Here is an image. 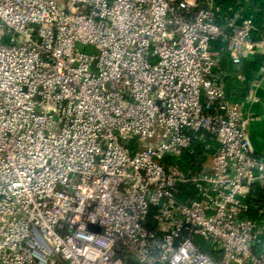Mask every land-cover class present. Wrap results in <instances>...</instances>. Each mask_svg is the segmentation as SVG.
<instances>
[{"label":"built area","instance_id":"obj_1","mask_svg":"<svg viewBox=\"0 0 264 264\" xmlns=\"http://www.w3.org/2000/svg\"><path fill=\"white\" fill-rule=\"evenodd\" d=\"M219 7L0 0V264H264V155L212 47L238 64L264 30Z\"/></svg>","mask_w":264,"mask_h":264},{"label":"crops","instance_id":"obj_2","mask_svg":"<svg viewBox=\"0 0 264 264\" xmlns=\"http://www.w3.org/2000/svg\"><path fill=\"white\" fill-rule=\"evenodd\" d=\"M243 16H251L256 25L255 35L264 30V0H244L237 3ZM212 47L219 51V60L214 67V78L222 85L229 100L241 105L243 114L249 117V137L256 154L264 155V74H259V65L264 62V47L250 53H242L240 63H233L219 41ZM258 81L255 82V78Z\"/></svg>","mask_w":264,"mask_h":264},{"label":"trees","instance_id":"obj_3","mask_svg":"<svg viewBox=\"0 0 264 264\" xmlns=\"http://www.w3.org/2000/svg\"><path fill=\"white\" fill-rule=\"evenodd\" d=\"M240 2H244V0H220V11L224 15L231 16L235 10L239 9L238 6L240 5H238L237 3ZM203 133V137H199V132L193 134L191 147L187 149L181 155V157H179V159H177L180 164L189 165V161H193L194 163L192 165V168H201L202 163L207 159V154L213 153L219 146V143L211 134L207 132ZM187 195V193H183L182 195L179 194L178 198L180 200H184ZM260 197L264 199V194H261ZM202 248L203 250L208 252V248L205 244L202 246ZM129 264H135V261L133 262L132 260H130Z\"/></svg>","mask_w":264,"mask_h":264},{"label":"rangeland","instance_id":"obj_4","mask_svg":"<svg viewBox=\"0 0 264 264\" xmlns=\"http://www.w3.org/2000/svg\"><path fill=\"white\" fill-rule=\"evenodd\" d=\"M77 47L83 51V52H92L94 49L90 45H85V44H77ZM207 160V159H206ZM206 162V161H205ZM133 261V259H131ZM134 262V261H133Z\"/></svg>","mask_w":264,"mask_h":264},{"label":"water","instance_id":"obj_5","mask_svg":"<svg viewBox=\"0 0 264 264\" xmlns=\"http://www.w3.org/2000/svg\"><path fill=\"white\" fill-rule=\"evenodd\" d=\"M243 61H244V60H243V58H242V62H243ZM204 170H205V171L209 170V167H205ZM89 228H91V229H98L97 226H94V225H92V224L89 225Z\"/></svg>","mask_w":264,"mask_h":264}]
</instances>
